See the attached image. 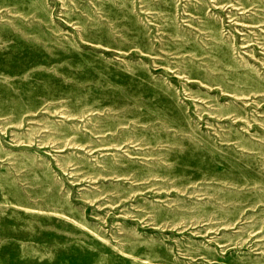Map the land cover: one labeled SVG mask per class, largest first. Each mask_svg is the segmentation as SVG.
<instances>
[{"label": "rangeland", "instance_id": "1", "mask_svg": "<svg viewBox=\"0 0 264 264\" xmlns=\"http://www.w3.org/2000/svg\"><path fill=\"white\" fill-rule=\"evenodd\" d=\"M0 264H264V0H0Z\"/></svg>", "mask_w": 264, "mask_h": 264}]
</instances>
